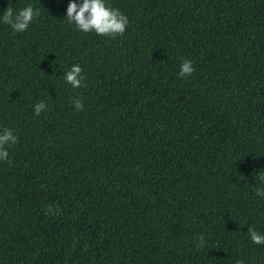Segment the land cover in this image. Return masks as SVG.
<instances>
[{
	"label": "trees",
	"instance_id": "1",
	"mask_svg": "<svg viewBox=\"0 0 264 264\" xmlns=\"http://www.w3.org/2000/svg\"><path fill=\"white\" fill-rule=\"evenodd\" d=\"M109 2L128 17L115 37L78 31L69 0H0L41 12L0 24V129L17 136L0 264H264L247 233L264 232V0Z\"/></svg>",
	"mask_w": 264,
	"mask_h": 264
},
{
	"label": "clouds",
	"instance_id": "2",
	"mask_svg": "<svg viewBox=\"0 0 264 264\" xmlns=\"http://www.w3.org/2000/svg\"><path fill=\"white\" fill-rule=\"evenodd\" d=\"M40 15V9L34 7L32 3H27L19 9L7 6L3 12H0V24L10 26L13 32H24ZM64 17L69 23L74 24L78 31L113 37L123 34L128 24V17L120 9L112 7L109 0H69ZM193 71L192 61L182 59L178 76L183 78L191 75ZM63 80L72 88L81 87L84 81L82 67L79 64H72L64 72ZM72 103L76 110L83 108V103L79 98L74 99ZM46 108V102L41 100L34 105L33 114L40 116ZM16 141L17 136L11 128L0 129V162H10L7 145L14 144ZM256 179L258 181L256 195L264 197V172H259ZM247 233L253 244L264 245V232L257 231L250 226ZM198 246H205L203 236L199 237ZM236 264H245V262L238 260Z\"/></svg>",
	"mask_w": 264,
	"mask_h": 264
}]
</instances>
